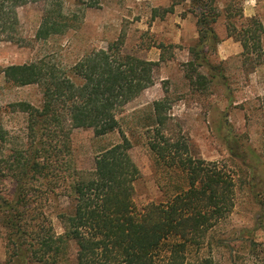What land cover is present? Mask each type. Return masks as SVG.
Returning a JSON list of instances; mask_svg holds the SVG:
<instances>
[{
	"label": "trees",
	"instance_id": "trees-1",
	"mask_svg": "<svg viewBox=\"0 0 264 264\" xmlns=\"http://www.w3.org/2000/svg\"><path fill=\"white\" fill-rule=\"evenodd\" d=\"M38 1L0 0V42L20 40L18 10ZM185 1L173 0L163 15L174 13ZM191 2L196 8L200 47L193 63L196 82L193 77L190 80L191 85L205 88L219 77L205 52L219 43L214 25L221 11L218 0ZM235 16L242 19L241 24L233 21ZM226 18L229 37L241 44L242 56L255 70L264 63L263 23L255 16L244 17L241 8L227 12ZM74 20L64 19L60 8L48 11L37 39L63 34L74 28ZM124 45L121 37L85 54L68 71L43 60L4 69L8 83L37 85L43 96L41 107L28 102L12 105L26 116L22 139L12 141L0 123V215L6 240L13 242L12 250L7 245L9 262L215 264L212 249L225 248L230 264H264V241L209 240L235 207L236 181L218 162L195 156L183 135L171 133L174 119L168 98L154 102L153 126L148 130L156 167L169 181V192L161 201L136 206L140 170L130 153L132 143L124 134L122 142L96 156L92 169H71L72 131L91 129L95 137H102L118 130L120 111L155 84L154 72L161 61L128 53ZM198 67H206L211 77ZM230 133L225 137L228 145ZM8 184L14 186L12 193ZM63 198L69 204L56 216L64 233L56 235L47 209ZM71 242L74 255L70 254ZM235 242L244 245L236 248Z\"/></svg>",
	"mask_w": 264,
	"mask_h": 264
},
{
	"label": "rangeland",
	"instance_id": "rangeland-1",
	"mask_svg": "<svg viewBox=\"0 0 264 264\" xmlns=\"http://www.w3.org/2000/svg\"><path fill=\"white\" fill-rule=\"evenodd\" d=\"M173 0H39L18 10V42H0V123L12 141L26 132V116L12 105L28 102L41 107L42 91L37 85L18 87L4 78V69L43 60L68 71L85 54L123 38L124 50L150 61H161L154 72L155 84L128 103L118 115L119 129L95 137L91 129H75L71 135V169L90 170L104 149L122 142L124 134L132 143L133 161L140 170L135 183L134 202L142 207L159 202L169 184L149 149V128L153 126V104L168 98L173 117L171 133L183 135L192 153L206 161L218 162L231 171L236 181L235 207L226 222L216 227L209 240L264 241V63L253 70L242 56L241 44L229 37L227 12L243 10L244 17H257L264 25V0H218L221 16L214 25L219 43L206 48L218 78L207 87L196 82L194 66L199 50L196 8L191 0L178 4L174 13L163 15ZM230 5L226 8L225 5ZM62 10L74 28L48 40H38L37 31L52 9ZM158 12H155V11ZM242 23L238 16L233 18ZM66 22L65 20L61 21ZM69 27V24H66ZM262 44L264 47V35ZM209 74L206 67L197 68ZM196 69V70H197ZM225 81V82H224ZM226 119V121H225ZM231 136L230 145L225 137ZM10 193L13 184L7 185ZM61 199L47 209L56 235L64 233L57 211L68 206ZM0 215V263L9 262L7 230ZM251 232V233H248ZM237 247L244 244L235 242ZM70 254H75L71 242ZM234 245V242H233ZM215 264H230L225 248H213ZM39 264V263H32Z\"/></svg>",
	"mask_w": 264,
	"mask_h": 264
}]
</instances>
